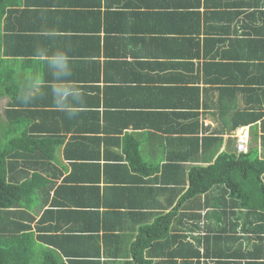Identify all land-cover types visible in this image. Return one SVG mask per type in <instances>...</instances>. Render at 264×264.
Segmentation results:
<instances>
[{
    "label": "crops",
    "instance_id": "0c3cea01",
    "mask_svg": "<svg viewBox=\"0 0 264 264\" xmlns=\"http://www.w3.org/2000/svg\"><path fill=\"white\" fill-rule=\"evenodd\" d=\"M187 1L191 5L182 1L183 8L178 0H4L0 38L12 32L10 46L16 52L12 59L6 45L0 47L9 71L7 84L15 80L19 96L26 81L35 89L29 102L16 97L13 118L28 129L39 125L43 138H61L64 145L57 153L67 159L61 161L60 156L54 163L59 170L47 169L44 175L51 181L31 201L35 242L42 233L37 227L48 230L47 236L55 241L57 255L44 264H134L135 243L141 234L149 236L147 229L159 217L172 214L168 235L158 239L178 241L179 215L211 212L206 211L211 206L204 205L203 196L200 201L179 203L187 185L178 191L174 181L178 172L163 166L169 160L178 162V150L187 142L180 144L179 138H202L219 130L222 142L210 162L221 151L235 149L234 136L216 107L219 89L226 88L213 83L215 77H203V68L208 61L234 63L236 58L210 55L231 42L239 54L245 48H254V54L263 50L264 0ZM181 12L191 14L186 26ZM210 39L219 42L206 56L204 45ZM221 43L224 46L219 47ZM65 55L70 75L58 80L51 62H61ZM238 61L260 65L255 75L264 77V58ZM187 84L199 88L197 134L178 133V120L187 125L194 118H179L173 114L178 108L166 106L180 104L181 87ZM237 85L234 100L239 109L254 106L257 97L264 96V85L252 84L250 89ZM53 88L74 90L81 98L74 100L70 92L64 110L48 106L55 103ZM0 102L1 110L8 98ZM46 108L53 109L45 113ZM260 110L264 114V108ZM125 111L149 114L127 127L113 113ZM260 136L250 145L264 157ZM130 150L146 163L145 168H132L127 162ZM152 166L156 170L149 175ZM61 184L67 187L55 194ZM94 207L99 211L89 214ZM71 208L74 213L66 211Z\"/></svg>",
    "mask_w": 264,
    "mask_h": 264
},
{
    "label": "trees",
    "instance_id": "16d2710c",
    "mask_svg": "<svg viewBox=\"0 0 264 264\" xmlns=\"http://www.w3.org/2000/svg\"><path fill=\"white\" fill-rule=\"evenodd\" d=\"M182 1L191 5L187 0H178L179 6L183 8ZM5 4L4 0H0V16L5 10ZM180 14L181 23L186 26L191 14L185 12ZM215 30L222 31L219 28ZM11 33L8 32L0 38V47L5 44V51L7 50L14 59L16 52L11 50L10 42L13 37ZM218 42L216 39L205 42L206 56L217 47ZM222 46L224 45L219 47ZM233 46L231 42L228 48L217 47L210 55L220 56L221 60L236 58V61L227 64L225 62L212 64L208 61L204 64L203 77H215L212 82L226 88V90L219 89L220 97L216 107L228 133L235 132L241 126H250L248 150L239 153L235 149L223 150L210 162L212 152L214 156L222 142L218 135L219 130H213L211 134L202 138L197 136L179 138L180 144L187 141L186 147L178 150V162L167 161L163 170L175 168L174 170L178 172V178L174 180L178 181V191L181 190V186L188 183L187 189L179 197V203L186 199H189V202L200 201L203 194L205 199L208 196L214 198L212 210L204 215L195 213L189 216L179 215L178 241L177 238L160 240L168 235L172 214L159 217L147 229L150 232L149 236L141 234V238L135 243L134 264H176L177 259L178 264H202L201 262L264 264V157L260 155L256 146L250 145L256 143L259 133L264 145V114L260 110L264 108V96H258L255 103L253 101L254 106L249 108H237L234 100L236 98L234 92L239 86L237 84H243L247 89H250L252 84L264 85V77L255 75L259 73L260 65L238 61V59L255 60L257 57L263 59L264 46L257 54L252 53L254 48H245L244 52L239 54L235 52L236 48ZM30 53L31 51L27 52ZM5 60L0 57V100L4 97L8 98L7 106L2 108L3 111L0 110V264H44L47 260L53 261L54 256L57 255L55 241L47 236L48 230H40L37 227L36 230L42 233H38L39 243L35 242V232H32L31 228L32 213H34L31 201L41 187L51 181L44 175L47 169L59 170L54 163L60 161L61 155L57 153V149L64 144H61V138L39 136V125L28 129L13 118L14 100L20 97L17 94L19 86L15 80L7 84L9 71H6ZM249 72L252 76H246ZM198 103L199 88L187 84L181 87L180 104L166 105L175 111L178 108V113L173 114H178L179 118H194L187 125L178 120V133H198V111L195 110ZM54 104L49 102L48 106H56ZM48 109L53 108H46L43 111L50 112ZM113 113L119 114L120 120L124 122L123 125L127 127L135 126L137 120H146L149 114L138 111ZM93 115L89 114V116ZM193 125L195 130H190ZM127 155V162L133 169L145 168L146 163L141 161L134 150L128 151ZM189 159L196 161V164H188ZM62 160L67 159L61 156ZM154 170L156 168L152 166L148 174H152ZM62 186L67 187L61 184L55 194H61ZM57 203L60 207H64V203ZM69 204L71 206V202ZM66 211L74 213L72 208ZM88 211L91 214L99 210L94 207ZM196 216L200 217V220L196 221ZM190 220L196 221L195 224L190 223ZM45 227L44 229H48L47 226Z\"/></svg>",
    "mask_w": 264,
    "mask_h": 264
},
{
    "label": "clouds",
    "instance_id": "9594fccd",
    "mask_svg": "<svg viewBox=\"0 0 264 264\" xmlns=\"http://www.w3.org/2000/svg\"><path fill=\"white\" fill-rule=\"evenodd\" d=\"M39 54V53H38ZM68 56L65 55L62 57V60L61 62H51V66L55 69L54 71V76L59 80V79H64V78H67L69 75H70V68H69V64H68ZM31 81H26L25 84L22 86V89H21V93H20V99L23 100L24 102H29L34 94H35V89H33L31 87ZM52 95L54 96L55 98V104L58 108H60L61 110H64L66 108V104L64 102V98L69 96V93L71 92L72 93V98L74 100H79L81 97H80V94L78 92H75L74 90H69V89H64V88H53L52 90ZM239 129H242V132L240 134H247L248 135V138L246 139V143L244 144V147H245V151L248 150V141H249V129L247 126H242L240 128H237L235 131H239ZM246 130V132L244 133V131ZM248 132V133H247ZM231 135L234 136V140H235V145H234V148H235V151L236 152H243V150L239 151L237 149V144H238V140H239V137L235 136L234 133L232 132ZM241 136V135H239ZM244 151V152H245ZM187 187H188V183H186ZM186 187V189H187ZM185 189V190H186ZM182 195V194H181ZM180 195V196H181ZM203 196V200H205L204 202V205H210L211 207H208L206 211H210L212 210V203H213V199L212 197H207L206 199L204 198L205 195L201 194V198ZM203 248H204V245L203 243L201 244V252L203 253ZM201 253V255H202ZM200 255V256H201ZM207 261V259H205ZM201 261H203V258H201ZM202 264H204L203 262H201Z\"/></svg>",
    "mask_w": 264,
    "mask_h": 264
},
{
    "label": "built area",
    "instance_id": "2783aa9c",
    "mask_svg": "<svg viewBox=\"0 0 264 264\" xmlns=\"http://www.w3.org/2000/svg\"><path fill=\"white\" fill-rule=\"evenodd\" d=\"M248 138V135L247 134H243L239 137V140H238V144H237V149L239 151L243 150L245 151V147H244V144L246 143V139Z\"/></svg>",
    "mask_w": 264,
    "mask_h": 264
},
{
    "label": "rangeland",
    "instance_id": "374dc122",
    "mask_svg": "<svg viewBox=\"0 0 264 264\" xmlns=\"http://www.w3.org/2000/svg\"><path fill=\"white\" fill-rule=\"evenodd\" d=\"M0 104H1V102H0ZM242 132V129H239V131H235V132H233L234 133V135L235 136H237V137H240L239 135H242V134H240ZM246 132V130L244 131V133ZM243 133V132H242ZM248 133V132H247Z\"/></svg>",
    "mask_w": 264,
    "mask_h": 264
}]
</instances>
